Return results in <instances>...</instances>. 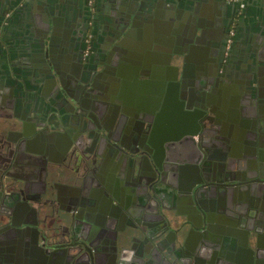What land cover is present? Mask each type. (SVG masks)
Here are the masks:
<instances>
[{
    "label": "flooded vegetation",
    "instance_id": "flooded-vegetation-1",
    "mask_svg": "<svg viewBox=\"0 0 264 264\" xmlns=\"http://www.w3.org/2000/svg\"><path fill=\"white\" fill-rule=\"evenodd\" d=\"M234 1L241 6L240 0ZM242 1L245 6V1ZM82 2V22L79 31L74 35L70 45L59 49L63 60H56L54 64L48 62L45 55L38 54L23 64L25 73L21 79L13 78L9 72L10 64L5 58L2 60L0 57V264H45L47 248H51V244L61 249L69 247L74 223L72 219L63 222L59 220V214L64 211L69 212L73 218L79 214L78 217L84 220V228L89 230L91 235L98 236L92 240L97 245L98 259L96 258L94 263L92 258L84 257L80 264H131L130 259L132 262L142 264L143 261L139 260L134 252L124 250L126 256L122 257L121 251L125 244H129L128 247L134 245L136 250L140 245L138 238L134 240V237H140L139 229L135 226L147 228L152 234L160 232L165 224L160 214L161 203L169 206L168 202L174 200L169 192H166L167 198L164 199L167 200L166 203L161 200L162 196H154L152 193L150 196L155 199V209L151 212H155L156 217H150L142 208L137 210V198L143 194L148 199L149 188L147 189L148 183H145L147 176L151 177V183H157L156 190L159 186L178 189L182 193L183 202L189 201L187 208H191L189 212L195 221L198 220L196 217L198 211L193 206L194 200L202 205L200 200H204L208 195L207 187L219 186L218 181L222 179L229 182L228 186H232L231 188H241V199L238 198L241 203L238 204V208L242 211L239 215L236 214L237 209L233 205L229 216L225 215L224 221L217 220V216L222 212L218 210L215 202L209 204L212 207L211 221L216 223L215 226L227 223L224 226L225 230L236 232L234 230L236 225L239 230L238 236L235 235L237 242L230 248L229 243L226 244L228 247L224 249V261L249 264L250 247L258 246L260 250L264 247V226L261 228L252 220L253 209L249 205L251 202L248 204L251 200L250 192L254 190L252 186L254 174L246 161L250 159V150L242 148L240 162L243 165L236 170L233 168L234 161L228 158L226 147L218 140L204 138L201 140L202 145L211 152H206V156L199 163L197 158L201 156L200 150H204L201 144L200 149L194 151L197 163L187 161L173 163L166 159L168 148H172V145L167 146L171 143L168 139L157 154V160L162 165L160 176L149 153L147 134L143 133L137 138V135L131 133L121 135L119 131H113L111 135L101 136L98 141H93L92 137H89L92 123L86 119L81 122L74 114L75 110L80 114H86L94 108H107L111 109V114L104 122L107 127H114L117 124L118 115L121 116L119 121L121 127L126 118H130L137 126V109L144 105L152 111L162 97L165 80H158L161 85L153 90V94H146L150 95L149 101L152 103H142L146 100L136 96L134 90L137 87V76L128 78L124 72V68H135L125 62L124 42L116 44V56L105 59L101 52H97L95 28L97 16L101 11L100 3L99 0ZM240 17V14H231L216 28L212 27L207 17L206 30L212 38L210 40L205 38L209 40L207 44L198 41L193 46L189 45L191 44L189 39L192 40L195 32L192 26H184L181 40H177L178 38L171 33L170 48L173 55L177 54L179 57L176 60L174 56L170 57L171 63L179 66V69L175 70L173 67L166 71V77L179 71L178 77L186 81L185 93L192 97L193 102L198 100L196 96L200 97L202 94L200 82L197 81L199 77L204 76V73L198 71L200 66L205 65L209 68L210 73L206 74L208 79L203 83L210 84V81L218 76L220 64H235L234 49L240 37ZM58 21L63 22L60 18ZM68 25L69 30L77 27L76 22ZM72 42L73 49H69ZM110 43V39H104L102 47L104 52L109 49ZM211 43L214 47H208L209 55L204 56L205 47ZM169 49L164 50L168 55ZM175 50L178 53L174 54ZM4 51L5 48L0 50V56H5ZM193 53L197 54L194 59ZM249 53L247 48L246 57ZM98 63H104L109 74L103 78L89 77V81L96 88L103 89V93H89L86 85L78 89L72 74L73 69L85 70L86 67H90L87 64L92 66ZM15 72L19 74V71ZM141 89L147 92L146 87L141 86ZM167 102L169 111L166 110L165 115L162 114L161 116H164L159 119L156 139L171 133L169 130L173 119L171 106L175 104L178 106V103H174L173 97L170 96ZM145 117L149 120L156 118L151 113L145 114ZM151 123L139 120L138 125L145 130ZM232 123L236 122L230 120V124ZM195 137L200 141V137ZM223 140L225 145L231 146L230 138L226 137ZM140 145L142 147H139ZM170 154L176 156L173 152ZM197 164L200 165L199 169ZM238 170L241 171L242 180L231 179L233 176L237 177ZM192 188H197L201 197L196 193V197H192L191 200L189 192ZM260 188L259 185L257 191ZM80 192L91 201L86 199L79 201L77 197ZM213 207H216L215 210ZM252 227L260 229L259 234L255 235V241ZM49 234L54 240L46 237ZM148 243L145 242L144 246L150 250L153 247ZM163 246L172 248L169 242ZM72 247L75 251L79 250V247ZM188 248L189 244H186V252L189 251ZM231 250H236L237 257ZM229 253L232 259L228 258ZM159 259L160 257L155 254V260L151 264H158ZM203 262L204 257L200 255L199 264ZM165 264L169 262L165 260Z\"/></svg>",
    "mask_w": 264,
    "mask_h": 264
},
{
    "label": "water",
    "instance_id": "water-1",
    "mask_svg": "<svg viewBox=\"0 0 264 264\" xmlns=\"http://www.w3.org/2000/svg\"><path fill=\"white\" fill-rule=\"evenodd\" d=\"M14 1L0 0V4L4 6V9H9L12 8ZM202 2L203 0H102L100 3L101 13H99V15L100 19L102 18V14L104 16L103 24L106 26V32L108 31L110 34L109 38L111 43L109 49L105 50V52H101V55H104L105 59L110 56H116V44L121 43L118 42V40L128 34L132 26L137 23V20L154 15L156 16L159 14V11H164V14L171 19L173 27L172 33L174 37L178 38L177 40H181V33L184 26H192L195 32L192 40L189 39L191 43L189 44L190 46H193V44L195 45L198 41L209 42L212 38L210 33L206 30L208 23H206L207 20H205L207 16L203 15ZM30 3L31 0H26L23 9V15H25V36L29 38L30 50L34 55L35 53L44 54L48 62L55 64L56 60L63 59L60 56L61 50L55 49L53 46L54 43L59 40L64 47L70 45L75 33L74 29L69 30L70 25L68 24H73V22L77 24L78 19L82 20V18L75 17L74 9L71 7L69 0H46L43 2L42 6L46 13L43 18V23L45 24L43 27L44 31L41 32L38 28V25L41 27L40 21L38 23L37 20H33V18H37V15L34 14L32 16L31 12H25L26 7H29L28 4ZM230 3L237 4L235 1H231ZM261 11L262 16H260L259 24H261L262 28L260 30L258 29L256 33L253 31L254 34L250 37V41H256V44H254L253 47H249L250 53L246 60L247 63H241L239 66L229 63L220 64L217 73L218 76H215V78L210 81V84L203 83L208 79L206 78V74L210 73L209 68L205 65L203 67L200 66L198 71L204 73V76L198 78L197 81L200 82V85L198 83L197 85L201 87L200 89H202L201 93L203 95H199L201 98L196 96L198 100L195 102H193L192 97L188 93H185L184 88L186 86V81L178 77V71L175 75H168L163 81L164 92L161 99H159L158 103L152 108V111H150L151 108H147V106L144 105L137 109V126L130 118H126L124 125L121 127L119 122L121 116L118 115L117 120L119 125L117 122L114 127H107L104 122L111 114V109L107 108H94L87 111L86 114H80L79 111L75 110L74 114H76L81 122L86 119L92 123L89 129V137H92L93 141H98L101 136L105 137L111 135L113 131H119L121 135L131 133L132 135H137V138L143 133L147 134L146 143L150 146L149 153L157 168L156 172L159 171L160 176L162 174V165H160V161L157 160V154L163 146L162 144L168 139L171 140V143L167 146L172 145V148H168L166 159L173 163H184L186 161L197 163V160H199V163L200 160L206 156V152L209 153L210 151L202 145L203 142H201V140L203 141L204 138H207V140L214 139L220 141L222 146L226 147L225 150L229 154L228 158L234 161L235 166H233V168L236 170L243 165V163L240 162L242 157L241 154L243 153L242 148L250 150V159L246 161L251 172L254 174L252 184L254 190L250 192L251 200L248 204L251 202L249 205L253 209L252 220L262 228L264 226V108L262 105V98L264 97L260 92L261 81L259 79L260 76L258 77V75H260L258 65L264 64V7ZM57 18L63 19V27L58 28ZM214 20L217 22L216 19ZM155 48L157 52L159 51L158 54H161V50H165V47L161 45L155 46ZM175 53H178V51L175 50L174 54ZM193 55L197 56V54L194 53ZM169 56H174L175 60L179 59L177 54L173 55L171 48L169 49ZM90 64H87L90 67H86L85 70L81 69L76 71L73 69L72 74L77 84L76 87L82 89L81 86L83 87V85H86L89 93L102 94L103 89L96 88L89 81V77H106L109 74L108 70L106 66H104V63H98L92 66ZM127 64L134 65V62L129 60ZM173 67L175 70L179 69V66L171 63L170 58L167 60L166 65H160L159 68L166 72ZM181 76L183 77V74H181ZM148 82H150V80L143 81L142 87H146L147 92L151 93L149 91L150 89L147 87ZM157 82L160 83V81ZM148 86H150V84ZM168 96L173 97L174 103H178V106L176 104L175 106H171L173 119L169 126V130L172 134L170 133L165 137L162 136L163 138L159 137V140L155 137L157 136L156 131L158 129L159 119L165 115L166 110L169 111V105L167 104ZM146 97L147 98L144 99L146 102L142 101V103H152V101H149L150 95H146ZM232 109L239 110L236 120L232 118ZM147 113L154 114L156 116L155 120L153 118H150V120L147 119L145 117ZM162 114L164 115L161 116ZM139 120L141 122H152L151 126L143 130L142 127L138 125ZM230 120L237 124H230ZM232 133L236 135L237 139L231 140V146H227L223 143V139L226 137L228 139L231 138ZM195 136L200 137V141ZM200 144L204 150H200L201 156L195 160L194 151L200 149ZM139 147L142 146L140 145ZM172 152L175 153L176 156H171L170 153ZM197 166L199 169L200 165L197 164ZM220 167L223 169L222 166ZM240 173L241 171L238 170L237 177L233 176L231 179L242 180L243 177L240 176ZM218 182V184H220L219 186L213 185L207 187L209 191L206 192L208 198L204 199L206 202L205 205H203V201L201 200L200 202H202V205L194 200L193 206L196 211H198L196 213L197 221L194 220L191 214H189L187 220L170 217L169 213L166 211L168 207H165L166 205L162 203L163 207L160 208V214L165 222L162 230L157 234H152L151 230L147 228L135 226L139 229L138 232L140 237H134V240L138 238L140 245L137 247V250L134 249V245L133 247L125 246L121 251V256H126V251L124 252V250H127V252H134L137 258L143 261L142 264H151L153 260H155V254L158 252L160 254H157L160 257V259L157 260L158 264H165V260L168 261L169 264H199V257L202 255L204 257V264H234L232 261H230V263L224 261V249L228 247V245H226L227 243H229L230 248L232 244L237 242L236 237L239 233L238 227L236 225L234 229L236 232L232 233L224 229L226 223L215 226L216 223L211 221L210 210H212V207L209 202H212V204L215 202V204L218 205V210L224 213L225 211L220 209L221 203H224V208L227 209V204L225 202L228 201L231 194L233 195L234 201L238 198L241 199V188H231L232 186H228L230 185L229 182H225L222 179ZM221 182H223V184ZM145 183H148V191L151 194L153 193L154 196H158L155 188L158 185L157 183H151L150 176H147ZM258 184L261 187L259 191H257ZM196 193L201 197L199 191L197 192V188H192L189 192L191 200ZM77 198L79 201L85 199L89 200V202L91 201L89 197L85 198L81 192ZM240 203L241 200L239 201V204ZM145 204L149 206L148 199H146ZM233 205L237 209V211L235 210L236 214L239 215V212L242 210H240L235 203ZM215 208L216 207H213L214 210ZM72 215H74V213ZM76 215L73 218L70 216L69 212L65 211L59 214L58 218L62 222L72 219L74 223L72 236L70 237L72 242L68 243L69 247L66 249H61L59 246L52 245L51 242H49L51 248H47L48 254L45 257V264H80L84 257L92 258L93 262H96L98 249L96 242L93 241L98 236L91 235L90 231L86 230L83 226V218L78 217L79 214ZM187 223L191 224L190 232L194 234L193 237L197 238V245L199 246L198 250L195 249L196 251L193 250L190 253L185 251V245L187 244L189 234L185 239L183 238ZM258 231H260L258 227L253 228L254 235L259 234ZM46 237L54 240L52 238L53 236L50 234ZM147 241L149 242L148 244H152L153 248L151 247L152 249L150 250L145 249L144 243ZM168 242L172 244L171 249L163 246ZM72 246L75 248L79 247V250H73ZM231 251L236 253V250ZM250 251V263L260 264L261 260L255 258V256L259 255L260 248L258 246L250 247ZM237 255L238 253H236L235 256L237 257ZM228 258L232 259L230 253ZM130 261L131 264H139L138 262L136 263V261L132 262L131 259Z\"/></svg>",
    "mask_w": 264,
    "mask_h": 264
},
{
    "label": "crops",
    "instance_id": "crops-1",
    "mask_svg": "<svg viewBox=\"0 0 264 264\" xmlns=\"http://www.w3.org/2000/svg\"><path fill=\"white\" fill-rule=\"evenodd\" d=\"M25 1L26 0H15L13 2L12 8L9 9H4V6L0 4V50L2 48H5V56L0 57L2 60L5 58V60L10 64L9 72L12 74V76H14L13 78L18 77L21 79L24 77L23 75L25 73V67L23 66V64L26 63V60H29L30 58L32 60L35 56L38 55L36 53L35 55L32 54L33 52H31L29 47V38L25 36V15H23ZM45 1L46 0H31V3L28 4L29 7H26L25 9V12H31L32 16L34 14L37 15V18L35 17L33 18V20H37L38 23L40 21L41 27H39L38 25V28L41 30V32L44 31L43 27L45 26V24L43 23V18L46 11H44V9L42 8L43 2ZM82 1L83 0H69L71 7L74 9L76 18H81V12L83 11ZM101 1L102 0H99V3H101ZM231 1L234 0H203L201 6H204L202 7L204 13L203 15L207 16L210 19L209 21L210 24L213 25V28H216L218 24L222 22L223 19L231 16V14L235 13L241 15L239 22V28L241 29L240 37L237 40L234 49V53L236 54L234 57V61L235 64L239 66L241 63H247V57L245 55L246 49L249 47H253L254 44H256V41H250V37L254 34L253 31H255L256 33L258 29L260 30L262 28L261 24H259V19L261 18L260 16H262L261 10L264 7V0H244L246 3L244 7H239L238 4H231ZM158 13L159 14L156 16L154 15L151 17H145L143 19L140 18V20H137V23L132 26L128 34L124 35L122 39L120 38V40H118V42H124L126 47L125 54L123 56L125 59H127L125 62L131 60L135 64L133 65L135 66V68H124V72L128 76V78L137 76V87H135L134 90L136 92V96H139L141 100H144L146 94L148 93L142 91L141 89L143 81L150 80V82L147 83V87L148 89H150L149 91L151 92V94H153V90H155L157 86L161 85L157 81H161L166 78V72L160 69L159 67L160 65H166L167 60L170 59V56L166 54L164 50L160 52L161 54H158L159 51L157 52V49L155 48V46L161 45L165 47V50L169 49L172 33L171 19L164 14V11H159ZM102 18L100 19V15L97 16V23L95 28V33L97 34V52L103 51L102 47L104 46V39H110V34L108 33V31L106 32V26L103 24V14ZM214 19H216L217 22ZM81 22L82 20L78 19L77 27H75L74 29L75 34L78 33ZM62 23L58 21V28L63 27ZM90 25L93 26L92 24ZM73 43L74 42L71 43V47L69 49H73ZM53 46L55 49H61V47H63L64 45L58 40V42H55ZM208 47H214L213 43L205 47L203 52L204 56L209 55ZM191 57L192 56L190 54V59ZM195 57L196 56L193 55L192 59H194ZM136 64L139 66L136 67ZM258 66L260 70V75H258V77L260 76L259 79L261 81L260 92L264 97V64H259ZM15 71H19V74H17ZM149 84L150 86H148ZM262 99V105L264 108V98ZM238 111V109H232L231 111L232 118L235 120L237 118L236 116L238 114ZM230 139L236 140V135L232 133ZM156 191L158 192L159 197L162 196L161 200H163V202L165 201V203L167 201L164 200L165 198H167L166 192H169L171 193V195H173L174 200L168 202L169 206H165L168 207L166 211L167 213H169L170 217H176L180 220L188 219L189 214H191L189 212L191 208L189 209L187 207L190 203L189 201L183 202L184 200L181 199L182 193L178 189H170L167 187L159 186V189L157 188ZM150 194L151 193L148 191V203L150 204L149 206H145V201L147 198L146 195L142 194V196H139L137 198V210L139 208H142L144 212H147L150 217H154L155 212H151V210L155 209V199H153V196L151 197ZM149 197L152 200L149 199ZM205 198H208V196L206 195ZM202 201L203 205H205L206 203L204 202V200ZM238 202V199L234 201L233 195L231 194V196H229L228 201L225 202L227 204V209L224 208V203H221L220 209L225 212L224 214L223 212L222 214H219L217 216L218 218L216 219L222 221L223 218H225L226 214L229 216V212L231 208H233V204L235 203V205H238ZM161 206L163 207L162 203ZM219 211L221 212V210ZM190 228L191 224L187 223L185 230L186 232L183 235V238L185 239L189 234V238H187V244H189V253L195 249H199V246L197 245V238L193 237L194 234L190 232ZM253 239L254 241L256 240L255 235ZM124 246H129V244H125ZM157 254L160 255L158 252ZM256 258L261 260L260 264H264V247L261 248L259 255H257Z\"/></svg>",
    "mask_w": 264,
    "mask_h": 264
},
{
    "label": "built area",
    "instance_id": "built-area-1",
    "mask_svg": "<svg viewBox=\"0 0 264 264\" xmlns=\"http://www.w3.org/2000/svg\"><path fill=\"white\" fill-rule=\"evenodd\" d=\"M94 0H90V2H93ZM241 2H240V5L241 6H244V2L242 1V0H240Z\"/></svg>",
    "mask_w": 264,
    "mask_h": 264
}]
</instances>
